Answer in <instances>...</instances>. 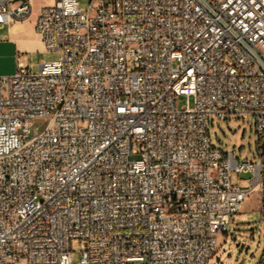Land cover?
<instances>
[{
  "label": "built area",
  "instance_id": "2783aa9c",
  "mask_svg": "<svg viewBox=\"0 0 264 264\" xmlns=\"http://www.w3.org/2000/svg\"><path fill=\"white\" fill-rule=\"evenodd\" d=\"M36 30L59 59L0 75V264H207L264 192V0H55ZM231 114L255 161L213 145Z\"/></svg>",
  "mask_w": 264,
  "mask_h": 264
},
{
  "label": "rangeland",
  "instance_id": "374dc122",
  "mask_svg": "<svg viewBox=\"0 0 264 264\" xmlns=\"http://www.w3.org/2000/svg\"><path fill=\"white\" fill-rule=\"evenodd\" d=\"M80 9L87 11L91 0H78ZM55 4V0H35L33 12ZM59 53L44 52L32 56L22 57L27 68L33 72L38 71L41 62L58 60ZM193 103V100L191 99ZM186 103V98H180V104ZM45 124V121L34 122L37 129ZM210 134L215 147L223 151H232L235 157L241 161H255L257 154V131L250 115L231 114L227 119L211 120ZM132 159H136L133 157ZM250 174H232L234 185L251 186ZM71 250L73 263L81 260V243L72 240ZM264 261V192H255L243 205L241 212L237 214L230 225L228 235L219 236L218 250L207 264H261Z\"/></svg>",
  "mask_w": 264,
  "mask_h": 264
},
{
  "label": "crops",
  "instance_id": "0c3cea01",
  "mask_svg": "<svg viewBox=\"0 0 264 264\" xmlns=\"http://www.w3.org/2000/svg\"><path fill=\"white\" fill-rule=\"evenodd\" d=\"M35 1V0H34ZM40 10L27 19L5 25L0 35V75L16 72L20 65L26 67L22 57L47 52L36 30ZM31 68V67H30Z\"/></svg>",
  "mask_w": 264,
  "mask_h": 264
},
{
  "label": "water",
  "instance_id": "95a60500",
  "mask_svg": "<svg viewBox=\"0 0 264 264\" xmlns=\"http://www.w3.org/2000/svg\"><path fill=\"white\" fill-rule=\"evenodd\" d=\"M262 149H263V152H264V140L262 142ZM261 264H264V261Z\"/></svg>",
  "mask_w": 264,
  "mask_h": 264
},
{
  "label": "bare ground",
  "instance_id": "6f19581e",
  "mask_svg": "<svg viewBox=\"0 0 264 264\" xmlns=\"http://www.w3.org/2000/svg\"><path fill=\"white\" fill-rule=\"evenodd\" d=\"M257 191H259V189L257 188V189H255V191H254V193L253 194H255V192H257Z\"/></svg>",
  "mask_w": 264,
  "mask_h": 264
}]
</instances>
